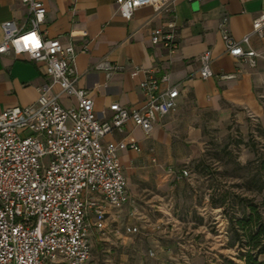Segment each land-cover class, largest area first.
Instances as JSON below:
<instances>
[{
    "label": "built area",
    "instance_id": "2783aa9c",
    "mask_svg": "<svg viewBox=\"0 0 264 264\" xmlns=\"http://www.w3.org/2000/svg\"><path fill=\"white\" fill-rule=\"evenodd\" d=\"M20 1L26 8L29 27L23 29L12 19L2 21L0 54H25L40 63L48 79L37 87L35 102L11 105L0 112V264H87L90 227L104 235L106 207L120 210L129 201L118 150L140 149L135 142L104 141V136L122 132L128 121L147 135L157 117L175 110L179 82L170 83L166 71L156 76L154 69H146L139 81L143 106L130 108L114 101L108 106L109 117L99 119L88 89L77 83L74 62L85 47L76 50L72 44H63L58 36H44L40 29L45 19L42 0ZM115 3L120 15L129 19L134 9L146 5L170 13L175 0ZM225 20L221 18L220 26ZM251 35L264 38V10L252 19L251 30L241 38L223 31L222 39L227 53L255 66L262 53L249 45ZM150 41L175 50L178 42L173 20L151 29ZM198 60L199 76L210 77V51L201 52ZM94 68L109 76L116 64L102 59ZM139 69L135 66L131 75ZM55 85L59 91L50 95ZM61 93L73 97L74 103L61 104ZM248 117L258 121L253 113L248 112ZM188 173L183 167L175 176ZM125 229L138 231L134 225H126Z\"/></svg>",
    "mask_w": 264,
    "mask_h": 264
},
{
    "label": "crops",
    "instance_id": "0c3cea01",
    "mask_svg": "<svg viewBox=\"0 0 264 264\" xmlns=\"http://www.w3.org/2000/svg\"><path fill=\"white\" fill-rule=\"evenodd\" d=\"M42 2L45 19L40 29L44 36H58L63 44H72L76 50L85 47V51L77 53L74 62L77 83L88 89L99 119L109 117L108 106L114 101L130 108L143 106L139 81L146 69H154L156 76L166 71L170 83L179 82L175 110L157 117L147 135L128 121L122 132L104 136V141L135 142L140 149L118 150L129 201L120 210L106 207L104 235L90 227L92 251L96 238L103 241L106 234L114 235L120 229L132 234L126 231V225L140 230L134 217L145 209L136 205V195L128 184L126 170L131 168L130 159L142 156L149 164L166 168L167 174L174 178L176 172L186 167L182 163L187 162V154L195 153L210 132L225 130L231 122L245 126L248 112L264 125V38L256 35L249 38V45L262 53L255 66L227 53L222 39L223 31L236 39L248 33L252 19L264 10V0H175L170 13L146 5L134 9L129 19L120 15L115 0ZM223 17L225 24L220 26ZM8 19L23 29L29 27L26 8L20 0H0V23ZM169 20L174 22L178 42L173 51L150 41V30ZM1 35L0 28V39ZM204 50L210 51L213 72L207 78L197 72L198 56ZM102 59L116 64V70L109 76L94 68ZM135 66L140 69L131 75ZM220 74L232 76L223 78ZM47 79L40 63L29 60L25 54L1 53L0 112L11 105L35 102L37 87ZM58 91L55 85L49 94ZM58 100L65 106L74 103L73 97L62 93ZM92 219L89 215V220Z\"/></svg>",
    "mask_w": 264,
    "mask_h": 264
},
{
    "label": "rangeland",
    "instance_id": "374dc122",
    "mask_svg": "<svg viewBox=\"0 0 264 264\" xmlns=\"http://www.w3.org/2000/svg\"><path fill=\"white\" fill-rule=\"evenodd\" d=\"M261 151L264 125L248 119L205 136L182 163L187 176L173 178L142 156L130 159L128 184L145 209L134 217L140 230L96 238L87 264H243L228 218L242 215L245 198L264 199L255 172Z\"/></svg>",
    "mask_w": 264,
    "mask_h": 264
},
{
    "label": "trees",
    "instance_id": "16d2710c",
    "mask_svg": "<svg viewBox=\"0 0 264 264\" xmlns=\"http://www.w3.org/2000/svg\"><path fill=\"white\" fill-rule=\"evenodd\" d=\"M255 172L259 175L258 188H264V151L256 153ZM239 218L229 216V231L239 247L237 257L243 264H264V199L258 204L247 198ZM247 208V210H246ZM228 264H235L228 260Z\"/></svg>",
    "mask_w": 264,
    "mask_h": 264
}]
</instances>
